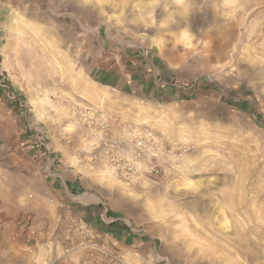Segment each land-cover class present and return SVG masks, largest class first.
Masks as SVG:
<instances>
[{
  "label": "rangeland",
  "instance_id": "374dc122",
  "mask_svg": "<svg viewBox=\"0 0 264 264\" xmlns=\"http://www.w3.org/2000/svg\"><path fill=\"white\" fill-rule=\"evenodd\" d=\"M134 1L121 23L151 35L159 49L170 85L159 100L108 93L89 105L71 91L68 75L76 72L58 85L24 88L50 114L51 138L86 163L105 164L97 171L110 178L104 187L115 190L132 226L156 230L161 259L88 243L47 264L85 247L110 264H168V255L169 264H264V0H155L142 22L127 16L143 0ZM86 113L107 118L112 135L122 124L153 130L163 141L161 172L116 176L95 148L100 128L89 130Z\"/></svg>",
  "mask_w": 264,
  "mask_h": 264
},
{
  "label": "crops",
  "instance_id": "0c3cea01",
  "mask_svg": "<svg viewBox=\"0 0 264 264\" xmlns=\"http://www.w3.org/2000/svg\"><path fill=\"white\" fill-rule=\"evenodd\" d=\"M154 1L143 0L127 16L144 21ZM135 4L0 0V264H47L68 246L88 243L146 262L161 259L156 230L132 226L115 190L104 187L110 178L97 171L105 164L86 163L51 138L50 114L24 88L58 85L65 72H76L68 75L71 91L89 105L99 106L108 93L159 100L170 86L159 49L151 35L121 23ZM88 248L57 264H110Z\"/></svg>",
  "mask_w": 264,
  "mask_h": 264
},
{
  "label": "built area",
  "instance_id": "2783aa9c",
  "mask_svg": "<svg viewBox=\"0 0 264 264\" xmlns=\"http://www.w3.org/2000/svg\"><path fill=\"white\" fill-rule=\"evenodd\" d=\"M87 113L84 117L94 119L87 121L89 130L95 123L100 128L95 148L100 149L101 157L114 173L126 181H137L161 172L159 158L163 141L153 130L144 126L122 124L117 128L118 133L112 135V126L107 118Z\"/></svg>",
  "mask_w": 264,
  "mask_h": 264
}]
</instances>
